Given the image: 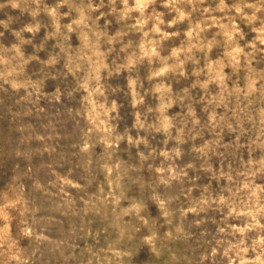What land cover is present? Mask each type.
<instances>
[{
	"label": "clouds",
	"instance_id": "obj_1",
	"mask_svg": "<svg viewBox=\"0 0 264 264\" xmlns=\"http://www.w3.org/2000/svg\"><path fill=\"white\" fill-rule=\"evenodd\" d=\"M4 8L35 23L16 31L11 16L0 20L19 41L0 43V105L6 97L28 118L30 151L12 177L26 200L0 203V264H250L249 248L251 264H264V0H0ZM124 73L135 138L118 132L113 97L123 89L108 83ZM64 115L74 137L61 131ZM125 140L138 166L120 155Z\"/></svg>",
	"mask_w": 264,
	"mask_h": 264
},
{
	"label": "rangeland",
	"instance_id": "obj_2",
	"mask_svg": "<svg viewBox=\"0 0 264 264\" xmlns=\"http://www.w3.org/2000/svg\"><path fill=\"white\" fill-rule=\"evenodd\" d=\"M52 2H54V0H49V3ZM64 11H67V9H64ZM9 16L13 18L11 29H14L16 31H20L26 25H34L35 23L33 18L27 12L22 13L20 10L13 11L11 8H4L3 10H0V20L7 21L9 19ZM62 23L66 24L68 23V21H62ZM100 23L101 25H103L104 22L101 21ZM0 33H3V36L0 37V43H2L4 46L11 47L13 44L19 43L17 38L11 34V31H5L3 27H0ZM44 36L45 32L43 29H41L39 34L35 37L34 43L36 45L41 44V42L44 40ZM23 37L25 39H33L31 33L27 32L23 33ZM72 40L74 46L79 43L76 40L75 35H73ZM54 43L55 41H50L48 43L47 48L49 52L52 50V45ZM23 50L28 54H31L34 51L31 45L24 46ZM39 55L41 59L46 60L48 58V54L46 52H41ZM110 62L111 59L109 60V63ZM33 67L39 66L33 65ZM104 75L106 76L107 73H105ZM127 75L128 73H124V76L114 77L111 81H108V83H110L113 88L123 89V91L119 92L116 96L113 97L114 99H117L121 105H123V107L120 109L121 119L119 121L118 132L120 134H124L126 130H131V135L135 138L137 136V131L133 129V124L135 122L134 109L131 107V97L125 95V93L129 91L128 81L127 79H125ZM52 90L54 89L50 84L49 91ZM10 103L11 102L8 101L5 97V103L0 105V203L4 204H12L18 199L21 201L26 200V184L22 183L21 177L18 176L15 181H12V177L25 172L27 170L30 159L29 145L25 142L27 132L21 131L22 125H26L29 120L28 118H26L24 121H21L16 116H14L13 113L9 111ZM44 106L48 107L50 112L55 113V109L49 106L46 101L44 102ZM60 123L62 125V133L67 137H74L77 134V124L72 121L67 115H64L63 119L60 120ZM140 135H144V133L141 132ZM153 143L155 144L156 141H153ZM120 149V155L122 156L123 160L127 162V165L129 167H131L132 165L138 166L139 160L136 155L135 147H132L129 151V145L125 140V142L120 144ZM96 152L99 155L101 153V149L97 148ZM17 153H20V155H17ZM212 163L215 167H219V162L215 157L212 158ZM144 175L147 176V172H145ZM131 176L133 179H136L137 173L132 172ZM207 182V177L202 176L201 183ZM259 182L260 181H258V183ZM213 184H215L214 181ZM132 187L134 189V192L138 193V186L132 185ZM196 195L198 196L199 193H196ZM16 207H19V205H17ZM6 211L14 212L15 209H6ZM152 214L153 216H159V212L156 209L155 205H152ZM210 215H216L217 218H219L218 213H210ZM9 219H11V216H9ZM0 224H2V221H0ZM94 227H102L99 219L96 220ZM210 227H212L213 231L215 230L214 226L210 225ZM250 235L255 234L253 233ZM232 242L236 243L235 240H233ZM82 243L83 242L81 241V245ZM251 243V239L248 240V244L251 245ZM256 251L259 252L260 249H257ZM230 255H232L233 258L236 259L234 253H230ZM241 255L251 264V261L254 260L256 253L253 252L251 248H249L246 253H241ZM217 259L220 258L218 257ZM262 259H264V257H262ZM236 264H239V259H236Z\"/></svg>",
	"mask_w": 264,
	"mask_h": 264
}]
</instances>
